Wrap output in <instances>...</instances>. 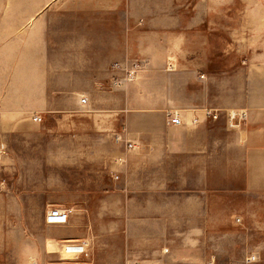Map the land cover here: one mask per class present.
<instances>
[{
    "label": "rangeland",
    "instance_id": "obj_1",
    "mask_svg": "<svg viewBox=\"0 0 264 264\" xmlns=\"http://www.w3.org/2000/svg\"><path fill=\"white\" fill-rule=\"evenodd\" d=\"M70 4L0 0V155L15 164L0 194V264H264V162L241 133L246 112H229L210 137L218 145L204 151L190 121L155 133L131 120L143 111L151 122L141 62L119 82L129 83L120 96H70L88 84L59 80L44 65ZM200 8L222 12L223 74L264 57V0H203ZM49 39L50 50H39ZM28 54L41 64L23 65ZM223 139L239 155L224 159ZM54 200L80 234L63 242L85 247L73 260H63V242L56 259L37 255Z\"/></svg>",
    "mask_w": 264,
    "mask_h": 264
},
{
    "label": "crops",
    "instance_id": "obj_2",
    "mask_svg": "<svg viewBox=\"0 0 264 264\" xmlns=\"http://www.w3.org/2000/svg\"><path fill=\"white\" fill-rule=\"evenodd\" d=\"M62 1L72 3L61 12L59 26L55 28L56 34L63 35L62 41L54 43L49 39L48 43H39V50L41 47L50 50L54 43V54L49 55L44 65L52 66L59 80L88 84L86 90L74 86L70 96L79 92L87 97L120 96L129 90L125 87L129 83L119 82L141 62L136 73L148 79L144 90L150 93L148 106L152 114L149 122L147 112L137 111L138 116L134 113L131 120H141L138 121L144 123L141 129L159 133L171 126L169 115L178 113L184 123L191 122L186 126L197 129L198 147L205 151L207 144L218 145L217 139L210 137L222 129L221 121L226 120L229 112L245 111L247 130L241 133L246 135L244 141L248 139L246 146L254 159L264 162V57L242 58L241 68L223 74L219 68L221 57L216 56V52L221 55L226 34L221 11L201 9L203 0ZM228 27L230 36L238 32L232 33L234 26ZM27 58L25 61L23 57V65L41 64L32 55ZM233 64L239 65L237 58ZM117 114L111 115V122H116ZM213 115H219L218 120ZM194 121L197 123L192 124ZM138 122H133L134 128H138ZM223 140L224 159L239 155L227 147V139ZM14 168L9 155H0V194L2 189H8L3 182ZM56 206L60 204L54 200L44 209V221L45 215ZM44 224L47 230L39 257L56 259L58 251L48 246L58 247L63 240L80 237L79 230L69 223ZM67 242L70 241L63 243Z\"/></svg>",
    "mask_w": 264,
    "mask_h": 264
},
{
    "label": "built area",
    "instance_id": "obj_3",
    "mask_svg": "<svg viewBox=\"0 0 264 264\" xmlns=\"http://www.w3.org/2000/svg\"><path fill=\"white\" fill-rule=\"evenodd\" d=\"M131 78H132V76H131ZM128 81H130L129 77H128ZM81 103L82 104H87V99L83 98ZM235 116H237V115H235ZM241 117L242 118L247 117V114L246 113H242L240 118ZM34 120H35V122L36 121L40 122L41 118L36 117ZM168 122L171 125H177V126L184 124V122L182 121L181 117L179 115H177V114L169 115ZM196 122L197 121H194V123H196ZM68 216H69L68 212H66L63 208L55 207V208L51 209L50 212L46 215V223L50 224V225H62V224H65L67 222Z\"/></svg>",
    "mask_w": 264,
    "mask_h": 264
},
{
    "label": "bare ground",
    "instance_id": "obj_4",
    "mask_svg": "<svg viewBox=\"0 0 264 264\" xmlns=\"http://www.w3.org/2000/svg\"><path fill=\"white\" fill-rule=\"evenodd\" d=\"M50 250H57L56 247L54 246H48ZM85 247L77 246L74 244H71L70 242L65 243V245L62 246L60 250V254L63 258V260L68 261V260H73L75 256H77L81 251L84 250Z\"/></svg>",
    "mask_w": 264,
    "mask_h": 264
}]
</instances>
